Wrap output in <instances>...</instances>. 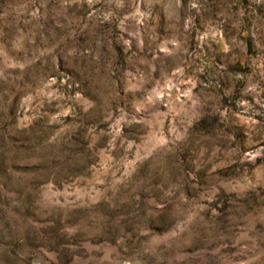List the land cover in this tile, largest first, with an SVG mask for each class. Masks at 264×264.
Segmentation results:
<instances>
[{"label": "rangeland", "instance_id": "1", "mask_svg": "<svg viewBox=\"0 0 264 264\" xmlns=\"http://www.w3.org/2000/svg\"><path fill=\"white\" fill-rule=\"evenodd\" d=\"M0 264H264V0H0Z\"/></svg>", "mask_w": 264, "mask_h": 264}]
</instances>
